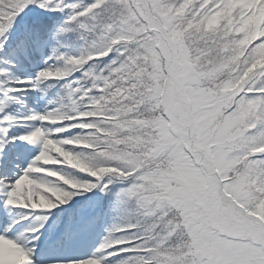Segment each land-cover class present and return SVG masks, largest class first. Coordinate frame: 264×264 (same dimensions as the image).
<instances>
[{"label":"snow or ice","instance_id":"6c2138e0","mask_svg":"<svg viewBox=\"0 0 264 264\" xmlns=\"http://www.w3.org/2000/svg\"><path fill=\"white\" fill-rule=\"evenodd\" d=\"M0 264H264V0H0Z\"/></svg>","mask_w":264,"mask_h":264},{"label":"trees","instance_id":"16d2710c","mask_svg":"<svg viewBox=\"0 0 264 264\" xmlns=\"http://www.w3.org/2000/svg\"><path fill=\"white\" fill-rule=\"evenodd\" d=\"M29 103H31V97H30ZM78 199H79V197H78ZM116 222H118V218L115 215L107 217L99 229L100 235H103L106 228L112 226ZM102 227H103V231H101Z\"/></svg>","mask_w":264,"mask_h":264},{"label":"rangeland","instance_id":"374dc122","mask_svg":"<svg viewBox=\"0 0 264 264\" xmlns=\"http://www.w3.org/2000/svg\"><path fill=\"white\" fill-rule=\"evenodd\" d=\"M25 111H26V109H25ZM41 239H43V237H41Z\"/></svg>","mask_w":264,"mask_h":264}]
</instances>
